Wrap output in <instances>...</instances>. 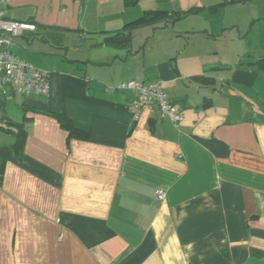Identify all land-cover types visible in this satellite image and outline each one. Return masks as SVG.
I'll use <instances>...</instances> for the list:
<instances>
[{
  "label": "crops",
  "instance_id": "crops-1",
  "mask_svg": "<svg viewBox=\"0 0 264 264\" xmlns=\"http://www.w3.org/2000/svg\"><path fill=\"white\" fill-rule=\"evenodd\" d=\"M1 8L36 25L11 50L51 87L0 89V264H264V0ZM130 80H159L179 126L135 118Z\"/></svg>",
  "mask_w": 264,
  "mask_h": 264
},
{
  "label": "built area",
  "instance_id": "built-area-1",
  "mask_svg": "<svg viewBox=\"0 0 264 264\" xmlns=\"http://www.w3.org/2000/svg\"><path fill=\"white\" fill-rule=\"evenodd\" d=\"M6 2L7 0H0V89L11 86L25 95H48L51 87L49 72L36 67L11 50L13 37L25 29H35L36 25L9 19L7 11L1 8V4ZM114 88L136 94L130 105L135 118L139 117L142 106L153 104L157 105L161 114L169 118L176 127L184 118L159 80L124 81ZM156 194L159 199H164L166 191L158 189Z\"/></svg>",
  "mask_w": 264,
  "mask_h": 264
},
{
  "label": "trees",
  "instance_id": "trees-1",
  "mask_svg": "<svg viewBox=\"0 0 264 264\" xmlns=\"http://www.w3.org/2000/svg\"><path fill=\"white\" fill-rule=\"evenodd\" d=\"M146 18H147V16H146ZM123 39H124V37L120 33H118L114 36L106 38L105 42L110 43V44H121V43H123ZM60 121L70 131L76 130L74 128V126L72 125L71 121L69 120V118H67L66 116H64V115L60 116Z\"/></svg>",
  "mask_w": 264,
  "mask_h": 264
},
{
  "label": "rangeland",
  "instance_id": "rangeland-1",
  "mask_svg": "<svg viewBox=\"0 0 264 264\" xmlns=\"http://www.w3.org/2000/svg\"><path fill=\"white\" fill-rule=\"evenodd\" d=\"M254 37H257L255 33H254ZM75 43L77 44V43H78V41L74 42V44H75Z\"/></svg>",
  "mask_w": 264,
  "mask_h": 264
}]
</instances>
